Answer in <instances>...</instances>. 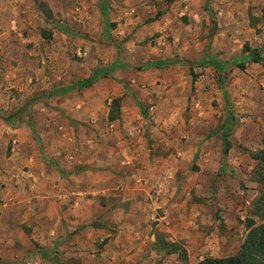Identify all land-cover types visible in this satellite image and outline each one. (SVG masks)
<instances>
[{"label":"rangeland","instance_id":"1","mask_svg":"<svg viewBox=\"0 0 264 264\" xmlns=\"http://www.w3.org/2000/svg\"><path fill=\"white\" fill-rule=\"evenodd\" d=\"M105 1L30 0L12 27L13 42L0 37V264H55L53 256L65 264H196L234 254L247 218L261 222L253 210L264 181L254 178L252 153L264 139V57L226 66L222 86L214 67L193 62L237 60L246 44L264 54V0H109L119 20L108 30L97 20ZM158 12L163 19L146 25ZM167 58L176 62L146 66ZM113 62L127 66L88 88L47 96ZM113 97L122 114L114 122L107 119ZM229 113L223 154L221 132L211 131ZM9 115L11 122L3 120ZM22 124H30L41 153L32 169L14 154L26 139L15 146L9 137ZM54 154L90 172L93 225L101 230L92 245L82 227H66L58 196L48 205L38 194L46 192L38 157L47 162ZM27 178L37 183L31 209L19 206L28 192L15 190ZM125 186L137 197L122 195ZM156 233L176 251L156 249Z\"/></svg>","mask_w":264,"mask_h":264},{"label":"crops","instance_id":"2","mask_svg":"<svg viewBox=\"0 0 264 264\" xmlns=\"http://www.w3.org/2000/svg\"><path fill=\"white\" fill-rule=\"evenodd\" d=\"M28 1H30V0H0V29H2V31H0V37H6V39L8 41L13 42L12 39L16 38L17 35H16V33L15 34L13 33L12 27H14V25H17V20H19V18H20L19 16H20L21 12H24L26 14V12H28V10H30L27 8L28 6H30V3H28ZM177 3H178V0H176L175 5ZM119 4H120V2H119ZM120 5H121V12L125 16L128 17V15L132 14V12L129 9L131 7H128L125 5L123 6V4H120ZM157 14H159L157 16V18L152 19ZM157 14L152 16L149 19L150 23H148L146 25H152V24L159 22V20L163 19V16L165 15L162 12H158ZM117 15H118L117 9H115V6L112 3H110L109 0H106L105 2H100V10L97 13V20H98V22H101V26L103 29L108 30V28L110 26H112V25H110L112 23H114L116 25V23H117L116 21L119 20L116 17ZM24 21H25V19H24ZM24 40H27V39L24 38ZM70 83H72V82H70ZM47 85L48 84H45L46 87H47ZM64 85H67V84H64ZM86 88H88V87H86ZM83 89H85V88H83ZM71 90L74 91V89H71ZM76 90H81V89H76ZM72 91H68V92L71 93ZM64 94H66V93H64ZM58 97L59 96L57 95L56 98H58ZM120 114H121V112H120ZM116 120H118V118ZM116 120H113V122ZM1 121H3V120H1ZM29 125L28 124H22L21 128L20 127L19 128L14 127V130H13L14 133L11 134L9 137H12V141L15 142V146L20 145L23 142L22 140L26 139L25 141L28 143V145L24 146L25 148L19 147L18 148L19 150H17V151L15 150L14 154L19 155L21 152L23 154V160H27L30 163V168L31 167L33 168L32 165L35 164V160H36L35 159V157H36L35 153H37L39 155V157H41V153L38 150L37 151L34 150L35 145H33L34 142H33V144L31 143L32 142L31 141L32 136H31V129H30ZM35 125L37 126L38 124H35ZM217 132H219V131H217ZM21 148L22 149L24 148L26 150L23 151ZM133 150H134V148H133ZM76 151H78V150L76 149ZM77 154H78V152H77ZM38 155H37V157H38ZM39 157H38L39 163H41L43 165V173H41V175L46 177L44 180V182H46L45 183L46 186L44 187V189L46 188V192L44 191V193H42V194L38 193V194H40V196L43 197V199H46V201H48V205L56 204L55 199L58 196L61 199V200H59V203H62V205H65V207H64L65 209H63L61 211V216L65 220L64 222L66 223V227L71 228V229L82 227L83 229H81V231H79V234L81 233V235H82V234L86 233L87 236L92 235V238L89 237V239H87V242L91 243V245H92L91 241L92 240L94 241V239H95V238H93V236L98 235L101 230L99 227H94V225H93V222H94L93 221V218H94L93 205H94V201L96 200L94 195H96V194H95V189H93V186L91 185L93 180L89 176L90 172L84 171V170H82V168H80L79 166H75L74 164L68 165L67 157H70V156H67V155L63 156L64 158H58L54 154V156H52L53 158H51V156H49V161H47V162H45V161L40 162ZM18 162L19 161L17 160V163ZM31 169L29 170V172H27L28 173L27 175L32 176V179L35 180L36 179L35 178L36 177L35 176L36 170L32 171ZM41 171L42 170H40V172ZM84 174H85V176H87L86 180L88 182L85 180L82 181V179H84L82 175H84ZM65 176H68V178H66ZM19 180H17V181H19ZM47 180H48V182H47ZM27 182H28L27 183L28 185H26V186L24 185L23 186V188L25 187L24 189H21V186L19 184H17L15 187V190H17L19 192H21L22 190H23V192L24 191L28 192L27 195L22 196L23 200H21V204H19V206H22V208L27 207L28 209H31L32 206L30 203L31 200H30L29 196L30 195L32 197L38 196V194H35V192L33 190H31L32 188H35L37 186V183H36V181H33L29 178H27ZM129 188H130L129 186H125V188H122L123 189L122 195L124 194V196H125L128 193L125 191ZM114 189H116V190H110V191L112 194L117 195L118 194L117 190H120V188H118V186H117V188H114ZM87 193H92L91 194L92 198H89L88 196H86ZM129 193L132 194V196H128V198H132L133 196L137 197L136 195L139 192L134 190V187H133L129 190ZM97 203L99 204V202H97ZM32 205L35 206L36 204L33 203ZM50 214H52V212ZM126 215H128V216H126V219H128L129 213H127ZM41 233H43V235L44 234L46 235V233H48V231L42 230ZM79 234H78V237H80ZM74 237H77V235ZM119 237H120V234H117V236H115L116 239H118ZM151 237H153V236H151ZM109 240H111V239H109ZM110 242L111 241L108 242V244H110L108 246L109 248L115 249V246H118L117 244L114 245V241L111 243ZM93 247H94V244H93ZM116 250L118 251V249H116Z\"/></svg>","mask_w":264,"mask_h":264},{"label":"trees","instance_id":"3","mask_svg":"<svg viewBox=\"0 0 264 264\" xmlns=\"http://www.w3.org/2000/svg\"><path fill=\"white\" fill-rule=\"evenodd\" d=\"M43 13L46 17L51 16V11L49 9H44ZM158 15L159 14H157L152 19H156ZM110 25L114 26L115 24L112 23ZM48 35H50V33H47L46 37H48ZM243 52H245V54H242V56H240V58L237 60L232 59L229 61H219L217 59L211 58L208 61L207 60L205 61L204 59H200L193 63L197 66H203L209 64L212 67H214L217 74L219 75V85L222 86L223 85L222 72L226 68V66L231 65L235 61H237V63H239V61H246V60L258 61L261 59V57H264V54H261L259 49L250 48L247 44L244 46ZM175 62H176L175 59L167 58L163 60H155L148 62L146 63V66L157 65L162 67L167 64H172ZM126 66L127 64L123 62L121 63L113 62L109 66L94 68L85 78L77 80L67 85L58 86L54 88L52 91L48 92L47 96L52 97L56 95H63L64 93L70 91L71 89H83L89 87L99 77L107 75L108 73L113 72L116 69L124 68ZM223 97L225 100H227V95L225 92H223ZM119 116H120V97H113L111 98L109 104L107 119L109 121H113L119 118ZM2 118L7 122H11L10 115ZM231 118H232L231 113H229L227 119L220 125V127L218 129H214L211 131V132L221 131V140H222L221 150L223 154L227 153L229 146ZM252 157L255 160H257L254 170V178L260 181H264V139L262 140L261 148H259L255 153H252ZM255 206L256 207L253 210V212L255 215H258L260 217L261 222L255 224L254 219L247 218L246 225L248 227V232L245 238L243 239L240 248L234 254L226 257L206 256L203 257L201 260H199L196 264H264V192H261V194L257 198V202ZM154 237H155L154 244L156 249H160L164 247L166 248L167 253H173L176 251L177 248L175 244L163 240V238L159 233H156ZM50 252H51L50 250L44 248L41 249L40 251V253L46 258H48ZM50 259L51 262L53 263L55 262V264H65L58 261L56 262L55 260L57 259L56 256H53V258ZM5 264H11V263H5Z\"/></svg>","mask_w":264,"mask_h":264}]
</instances>
